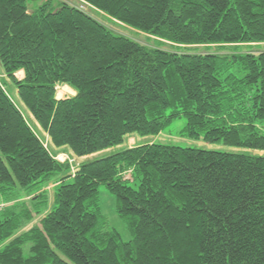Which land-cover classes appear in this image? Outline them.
<instances>
[{
	"label": "trees",
	"instance_id": "16d2710c",
	"mask_svg": "<svg viewBox=\"0 0 264 264\" xmlns=\"http://www.w3.org/2000/svg\"><path fill=\"white\" fill-rule=\"evenodd\" d=\"M32 1L0 0V264H264V51L226 52L264 44V0H82L152 44L68 1ZM59 85L75 94L58 99ZM181 116L183 136L220 147L78 161ZM65 150L73 161L55 158ZM100 185L130 240L102 214Z\"/></svg>",
	"mask_w": 264,
	"mask_h": 264
},
{
	"label": "rangeland",
	"instance_id": "374dc122",
	"mask_svg": "<svg viewBox=\"0 0 264 264\" xmlns=\"http://www.w3.org/2000/svg\"><path fill=\"white\" fill-rule=\"evenodd\" d=\"M42 1L43 0H33L30 3V9H33L36 4H38ZM55 1H60V0H55ZM64 1H68L69 3L73 4L74 6H77L79 9L91 14L93 17L97 18L98 20H100L101 22L106 24L108 27H110V29H112L113 31H115L117 33L124 34V35L131 37V38H133V39H135L138 42H141L143 44H146V43L152 44V42L150 41L151 39L149 38L148 35L140 33L134 29H131V28L125 26V25L115 24V23L109 22L108 19L106 18L105 14L97 12L96 10H94L93 8L88 6L82 0H64ZM148 39H150L149 42H148ZM239 47H241V48L235 49V47H234V48L228 49L226 52L238 51L240 49H241L240 51H242V50L246 51L249 49L253 52H255L256 49L259 50L260 52L264 51V44L253 46V48H252V46L251 47L239 46ZM216 48L217 47H213L214 51H218V49H216ZM201 49L202 48H200V50ZM255 53H257V52H255ZM15 76L17 78H21L23 76V72L20 71V72L16 73ZM0 79H1V81L6 80V77L2 74L1 63H0ZM6 88H7L8 92L10 93V95L12 96V98L18 104V106L22 109V111L24 112L27 119L29 121H31L32 123H35V121L32 120L31 115L28 114V111L26 110L24 105L21 103V101L17 95V90H16L15 86L13 84H11L9 80H7ZM66 89L67 88H65L63 85H59L57 88V97H59L61 95L64 98L67 96H71L72 90L67 89L71 92V93L67 94V93H64L66 91ZM185 124H186V119L183 116L178 117V118L174 119L171 122V124L169 126H167L159 135L145 136V137L129 136L126 138V140L121 145L116 146V147H114L110 150H107L105 152L90 155L88 157H85V159H91V158H94V157L102 155V154L107 155L110 151L122 150V149H125L127 147L135 146L137 144L151 143V142L162 143V144H167V145H176V146H181V147H192V148H218V147H220L218 145L207 144L203 141H197L194 139H190L186 136H183L181 134V130L184 128ZM35 125H36V123H35ZM40 136L46 142L50 143L48 137L46 136V134L44 132L40 131ZM68 152L71 153L70 151L65 150L62 153L58 154L55 158L59 161H65L66 159H69V161H73L72 156H70L68 154ZM85 159H83V160H85ZM78 161H81V160H78ZM72 164H73L72 166H74L75 163L72 162ZM61 176L62 175H60V177ZM130 184H132V183H130ZM55 187H56L55 182L48 183L47 185L42 187V192L47 193L52 200V197H53L52 192H53V189ZM99 198H100V208H101L102 214L107 218V221H108L110 227L114 228L116 231H118L123 240H125V241L130 240L132 238V234L116 212L115 198H114L113 194L105 186L100 185L99 186Z\"/></svg>",
	"mask_w": 264,
	"mask_h": 264
},
{
	"label": "crops",
	"instance_id": "0c3cea01",
	"mask_svg": "<svg viewBox=\"0 0 264 264\" xmlns=\"http://www.w3.org/2000/svg\"><path fill=\"white\" fill-rule=\"evenodd\" d=\"M65 88H67V89H70V90H72V94H71V96L72 95H74L75 94V91L72 89V88H70L69 86H67V85H63ZM66 89V91L64 92V93H67V94H69V93H71L69 90H67ZM68 97V96H67ZM58 99H60V98H64L62 95L61 96H59V97H57ZM83 159H85V157H82V158H80L79 160H81V161H83Z\"/></svg>",
	"mask_w": 264,
	"mask_h": 264
},
{
	"label": "built area",
	"instance_id": "2783aa9c",
	"mask_svg": "<svg viewBox=\"0 0 264 264\" xmlns=\"http://www.w3.org/2000/svg\"><path fill=\"white\" fill-rule=\"evenodd\" d=\"M86 3V2H85ZM88 6H90L88 3H86ZM91 7V6H90ZM92 8V7H91ZM5 207V204L0 202V210L3 209Z\"/></svg>",
	"mask_w": 264,
	"mask_h": 264
}]
</instances>
